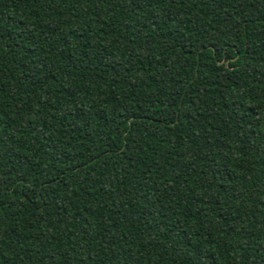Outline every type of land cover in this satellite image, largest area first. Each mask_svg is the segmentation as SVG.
<instances>
[{"label":"trees","instance_id":"obj_1","mask_svg":"<svg viewBox=\"0 0 264 264\" xmlns=\"http://www.w3.org/2000/svg\"><path fill=\"white\" fill-rule=\"evenodd\" d=\"M0 264H264V0H0Z\"/></svg>","mask_w":264,"mask_h":264}]
</instances>
